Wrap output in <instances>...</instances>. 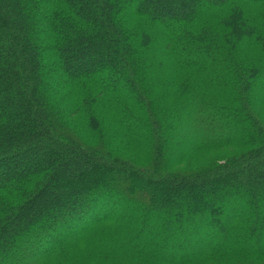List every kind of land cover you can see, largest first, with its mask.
<instances>
[{
  "label": "trees",
  "instance_id": "obj_1",
  "mask_svg": "<svg viewBox=\"0 0 264 264\" xmlns=\"http://www.w3.org/2000/svg\"><path fill=\"white\" fill-rule=\"evenodd\" d=\"M0 250L264 264V0H0Z\"/></svg>",
  "mask_w": 264,
  "mask_h": 264
},
{
  "label": "rangeland",
  "instance_id": "obj_2",
  "mask_svg": "<svg viewBox=\"0 0 264 264\" xmlns=\"http://www.w3.org/2000/svg\"><path fill=\"white\" fill-rule=\"evenodd\" d=\"M163 25H167V23H162ZM111 73V71H110ZM105 81L106 84L110 83V82H115L117 85H118V88L119 89H123V90H127L128 89V86L127 84L125 83V81H123L121 79V76L119 75V73H117L116 71H113L112 70V73L110 76L106 77V79H103ZM200 115V114H198ZM200 117H203L204 119H206V121H211V126L215 127V123H214V119H212L210 116H203L202 114L200 115ZM131 122L130 120H126V123L129 125H131ZM218 127V128H217ZM212 131H214V135L224 131V134L223 136H221L222 138H226L227 135L231 134V133H234L235 130L232 128V127H229L228 125H220L218 124L215 129H213ZM231 149H225L221 152H217V153H203L198 159H197V162L195 164H190V169H188L187 171H197L199 169L202 168V166H204L207 162H214V161H218V160H223L225 157H227L230 153H231ZM192 165V166H191ZM112 194V193H111ZM205 200V199H204ZM131 200H129L130 202ZM133 201V200H132ZM128 202V200H127ZM208 204H211L212 205V201H209L208 200ZM214 202H220L223 203L224 201L220 198H217ZM124 203H126V201L124 200V202H115L114 204V207H113V211L114 212H122L124 210ZM176 206V205H175ZM230 209H232L231 207L228 208V210L230 211ZM235 209V207H234ZM131 210L127 211V215L130 217L132 216V211L130 212ZM161 237V235H160ZM39 245V244H38ZM37 244H36V241L33 240V241H30L29 243L27 244H23V245H20V244H14L13 247L18 249V250H22L25 252L26 255L30 254V252L32 251V253H34V249L35 247H39ZM8 248V247H7ZM172 248V247H171ZM170 248V249H171ZM174 248H172L171 250H173ZM10 251L9 250H6L5 249V257H8V256H13L11 253H9ZM3 251L0 250V254H2ZM1 256V255H0ZM3 256V254H2ZM30 257V256H29ZM27 260L29 261V258H27Z\"/></svg>",
  "mask_w": 264,
  "mask_h": 264
}]
</instances>
